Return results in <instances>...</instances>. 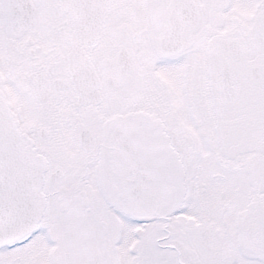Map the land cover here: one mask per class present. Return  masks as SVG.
I'll list each match as a JSON object with an SVG mask.
<instances>
[{"label":"snow or ice","instance_id":"snow-or-ice-1","mask_svg":"<svg viewBox=\"0 0 264 264\" xmlns=\"http://www.w3.org/2000/svg\"><path fill=\"white\" fill-rule=\"evenodd\" d=\"M0 264H264V0H0Z\"/></svg>","mask_w":264,"mask_h":264}]
</instances>
